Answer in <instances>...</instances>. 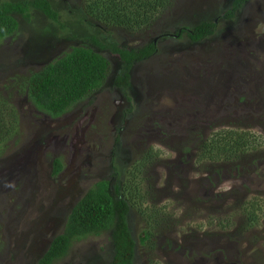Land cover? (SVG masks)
<instances>
[{
  "label": "rangeland",
  "instance_id": "374dc122",
  "mask_svg": "<svg viewBox=\"0 0 264 264\" xmlns=\"http://www.w3.org/2000/svg\"><path fill=\"white\" fill-rule=\"evenodd\" d=\"M230 1L172 0L149 26L132 33L84 17L81 0H48L57 22L34 10L28 22L16 16L18 29L0 40V96L16 113L0 142V264H33L73 204L101 179L113 196L121 195L116 184L135 182L161 212L155 211L157 226L136 206L126 214L132 264H264V212L254 225L238 226L242 206L252 198L264 204V0H247L225 19ZM204 20L216 25L209 37H173L180 26ZM88 35L128 49L155 45L130 69L128 104L112 85L118 60L85 41ZM76 46L103 56L109 75L90 103L48 117L11 79L19 82ZM233 124L249 131L258 149L236 160L195 163L198 137ZM148 148L151 159L131 177ZM53 159L61 164L56 175ZM142 230L148 240L140 245ZM111 248L109 232L89 235L71 242L52 264H106Z\"/></svg>",
  "mask_w": 264,
  "mask_h": 264
},
{
  "label": "trees",
  "instance_id": "16d2710c",
  "mask_svg": "<svg viewBox=\"0 0 264 264\" xmlns=\"http://www.w3.org/2000/svg\"><path fill=\"white\" fill-rule=\"evenodd\" d=\"M171 1L81 0L80 9L84 17L97 24L132 33L149 26L170 6ZM246 1L231 0L228 8L221 15L225 19L232 18L234 12ZM31 10L37 11L52 22H57V15L47 0L3 1L0 2V40L16 32L18 22L14 15L28 22ZM215 26L214 21L204 20L189 28L180 26L172 35L177 39L185 35L190 42H198L212 35ZM84 40L91 46L116 57L119 65L112 78V85L124 94L129 86L132 65L149 58L156 50L153 43L128 49L113 42L103 43L95 35H88ZM91 46L71 47L39 70L21 78L16 84L26 100L37 110L54 118L98 90L109 75L110 66L107 60L95 52ZM15 115L13 107L7 105L4 98L0 96V142L4 140L15 123ZM238 127H240L238 124L228 125L210 131L206 136L198 137L194 145V162L205 160L209 163H217L236 160L239 155L258 149L256 138L249 131L238 129ZM186 150L182 148L181 151ZM152 154L151 148H148L144 156L134 162L129 175L134 177V171L151 159ZM51 166L52 175L61 169L58 159H53ZM117 189L120 190L121 195L116 192L113 196L109 192L108 181L102 179L90 186L72 206L61 231L51 239L35 264H52L67 253L71 242L104 232L110 233L112 247V254L107 264H132L134 241L125 221L130 207L136 206L138 213L153 226H157L161 220L159 221L155 213L158 208H153V202L151 203L153 200L146 197L147 190L144 189L142 192L135 182L132 184L125 181L122 187L116 184L114 190L117 191ZM255 199L252 198L250 200L252 202L246 201V203L250 202L249 205L241 207L239 229L254 225L264 212V204H258ZM148 202L151 206H148ZM241 204L244 205V203ZM159 213L161 215L160 211L157 212L158 215ZM137 240L138 244H144L148 240V233L142 230Z\"/></svg>",
  "mask_w": 264,
  "mask_h": 264
},
{
  "label": "flooded vegetation",
  "instance_id": "af4514ba",
  "mask_svg": "<svg viewBox=\"0 0 264 264\" xmlns=\"http://www.w3.org/2000/svg\"><path fill=\"white\" fill-rule=\"evenodd\" d=\"M47 1H48V0H47ZM48 3H49V2H48ZM49 4H50V3H49ZM14 16L16 17L17 15H14ZM18 27H19V23H17V29H18ZM17 29H16V30H17ZM12 35H13V34H12ZM12 35H11V36H12ZM11 36H9L8 38H10ZM48 62H49V59H48V61H47L45 64H47ZM45 64H44V65H45ZM44 65H43V66H44ZM41 67H42V66H41ZM11 81L13 82V84H15L16 91H20L19 86H17V84H16L17 81H16V80H13V79H11ZM114 88H115V87H114ZM128 88H129V86H128ZM128 88H127V89H128ZM116 89H118V88H116ZM98 90H99V89H98ZM98 90L94 91L91 95H94L95 93H97ZM121 92H122V91H121ZM122 93H123V92H122ZM91 95H90V96H91ZM123 98H124L125 103L128 104V100H129V99H128V97L126 96V92H125V94L123 93ZM24 99H26L25 96H24ZM86 101H87L86 104L90 103V101H89V97L86 98ZM78 103H79V102H78ZM76 104H77V103H76ZM76 104H75V105H76ZM126 111L128 112V111H129V108H126V109H125V112H126ZM65 112H66V111H65ZM43 114H45V113H43ZM62 114H63V113H62ZM62 114H61V115H62ZM45 115H46V114H45ZM61 115H60V116H61ZM46 116H48V115H46ZM48 117H49V116H48ZM58 117H59V116L54 117V118H58ZM59 171H60V170H59ZM59 171H58L56 174H58ZM56 174H55V175H56ZM108 183H109V182H108ZM74 204H75V203H74ZM74 204H73V205H74ZM71 208H72V207H71ZM71 208H70V209H71ZM69 211H70V210H69ZM68 213H69V212H68ZM127 213H128V212H127ZM50 241H51V240H50ZM42 254H43V253H42ZM42 254H41V255H42ZM35 255H36V254H35ZM41 255H39V256L37 257L36 261L41 257ZM36 261H35L33 264H35ZM108 262H109V261H108ZM5 264H6V263H5ZM106 264H107V263H106Z\"/></svg>",
  "mask_w": 264,
  "mask_h": 264
},
{
  "label": "water",
  "instance_id": "95a60500",
  "mask_svg": "<svg viewBox=\"0 0 264 264\" xmlns=\"http://www.w3.org/2000/svg\"><path fill=\"white\" fill-rule=\"evenodd\" d=\"M153 42H154V40H153Z\"/></svg>",
  "mask_w": 264,
  "mask_h": 264
}]
</instances>
